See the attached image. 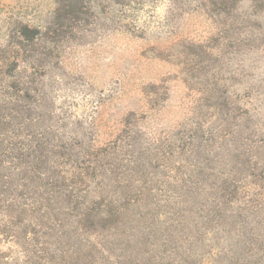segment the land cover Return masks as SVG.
I'll return each instance as SVG.
<instances>
[{
  "label": "rangeland",
  "instance_id": "374dc122",
  "mask_svg": "<svg viewBox=\"0 0 264 264\" xmlns=\"http://www.w3.org/2000/svg\"><path fill=\"white\" fill-rule=\"evenodd\" d=\"M68 1L0 0V233L92 195L96 162L113 198L264 199V0H81L58 26Z\"/></svg>",
  "mask_w": 264,
  "mask_h": 264
},
{
  "label": "trees",
  "instance_id": "16d2710c",
  "mask_svg": "<svg viewBox=\"0 0 264 264\" xmlns=\"http://www.w3.org/2000/svg\"><path fill=\"white\" fill-rule=\"evenodd\" d=\"M203 1L221 15L241 0ZM79 3L59 4L55 24H67ZM106 171L97 162L92 167L98 181L89 197L74 184L68 192L47 193L43 216L15 210L10 231L0 233V243L8 244L0 247V264H264V218L258 216L264 199H148L149 187H125L124 196L113 198ZM43 174L50 180L55 173L45 168ZM190 190L196 197L199 188Z\"/></svg>",
  "mask_w": 264,
  "mask_h": 264
}]
</instances>
